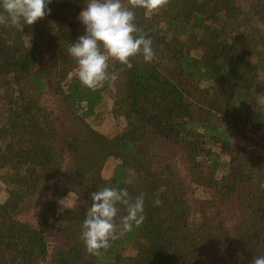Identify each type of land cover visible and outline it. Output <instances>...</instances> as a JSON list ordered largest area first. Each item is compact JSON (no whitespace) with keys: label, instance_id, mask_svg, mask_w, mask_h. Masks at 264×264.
<instances>
[{"label":"trees","instance_id":"trees-1","mask_svg":"<svg viewBox=\"0 0 264 264\" xmlns=\"http://www.w3.org/2000/svg\"><path fill=\"white\" fill-rule=\"evenodd\" d=\"M85 4L52 0L33 25L0 23V264H253L264 256V0L136 9L156 58L110 63L117 79L96 91L67 51ZM109 98L123 126L106 135L92 123ZM104 187L143 195L146 219L92 255L81 226Z\"/></svg>","mask_w":264,"mask_h":264},{"label":"clouds","instance_id":"clouds-1","mask_svg":"<svg viewBox=\"0 0 264 264\" xmlns=\"http://www.w3.org/2000/svg\"><path fill=\"white\" fill-rule=\"evenodd\" d=\"M52 0H0V23L33 25L50 14L47 6ZM164 0H86L79 14L85 32L71 43L68 54L75 60L79 82L91 91L114 82L117 75L109 71L110 63H118L121 70L132 69V59L140 56L145 64L153 62L156 54L152 40L138 29L136 9L157 10ZM24 28V27H23ZM81 226V239L86 250L99 255L111 242L139 227L144 220V197L134 199L119 187H104L91 195ZM124 215H120L121 209ZM253 264H264V256L255 257Z\"/></svg>","mask_w":264,"mask_h":264},{"label":"rangeland","instance_id":"rangeland-1","mask_svg":"<svg viewBox=\"0 0 264 264\" xmlns=\"http://www.w3.org/2000/svg\"><path fill=\"white\" fill-rule=\"evenodd\" d=\"M238 2L241 4L242 7L247 8L249 6L250 0H238ZM26 35H28L29 31L25 32ZM111 110V99L109 98L105 103L98 109L97 111V117L93 120V125L99 129L102 133L108 135V132L116 133L118 132L122 126L123 123L114 121L111 115H109V111ZM112 118V119H111ZM116 166V161L114 160H107L102 168V177L104 179H110L112 175V171L114 167ZM198 197L203 196L202 193L197 194ZM4 193L0 194V202H3L5 199ZM75 203V197L74 195L70 194L67 195L65 198H63L60 201L59 205V211H63L66 209H71L74 206Z\"/></svg>","mask_w":264,"mask_h":264}]
</instances>
